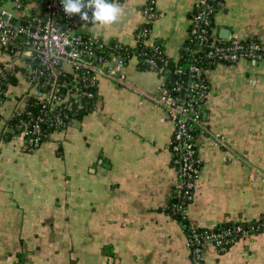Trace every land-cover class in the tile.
<instances>
[{
    "label": "crops",
    "instance_id": "1",
    "mask_svg": "<svg viewBox=\"0 0 264 264\" xmlns=\"http://www.w3.org/2000/svg\"><path fill=\"white\" fill-rule=\"evenodd\" d=\"M32 1L0 0V14L28 17L38 12ZM111 2L123 8L119 21L84 31L133 47L146 0ZM154 2L150 40L176 59L195 0ZM214 23L218 38L264 42V0H225ZM9 61L0 46V62ZM138 61L128 60L123 82L100 78L94 107L32 152L22 135L6 134L31 85L18 73L9 86L0 107V264H264V230L227 250L208 243L192 251L190 230L170 211L178 183L174 124L147 97L165 79ZM207 79L206 128L196 138L201 168L187 216L214 230L264 216V62L217 63Z\"/></svg>",
    "mask_w": 264,
    "mask_h": 264
},
{
    "label": "built area",
    "instance_id": "2",
    "mask_svg": "<svg viewBox=\"0 0 264 264\" xmlns=\"http://www.w3.org/2000/svg\"><path fill=\"white\" fill-rule=\"evenodd\" d=\"M151 1L142 10L145 23L136 33L135 46L140 41L147 46L154 44L150 35L159 14L153 6L154 0ZM16 2L21 5V0ZM38 2L40 10L29 17L26 24L14 22V16L7 11L0 14V46L9 55L10 63L22 60L26 67L22 74L32 88L31 92L20 98L12 115L26 111L31 98H35L39 106L37 114L28 111L26 117L15 126L18 132L13 137L22 135L29 147H40L44 143L43 137L47 134L44 127L65 126L73 121L74 115L83 107L84 102L94 103L98 96L100 78L108 77L123 82L124 68L129 56H136L144 61L149 66V71L165 79L169 59L159 54L158 46L153 47L152 54L121 53L118 50L119 45H112L104 38L84 31V28L93 23L82 22L78 16L69 18L63 12L61 0ZM223 5V0H195L189 35L191 44L195 42L200 51L202 46H209L204 56L212 62L236 63L242 59L254 63L264 62V42L236 36L218 38L214 34L212 19ZM21 38L23 39L20 40ZM15 42H19L22 48L19 56L8 53L9 47ZM185 48L190 49V45ZM200 58L201 56L193 52L194 62L186 70L177 69L173 72L168 87L164 81L156 94L147 95L168 112L174 124L170 151L178 174V201L173 204V208L175 213H182L184 218H188V207L194 198L195 185L200 174L201 160L197 154L196 138L206 128L203 112L211 89ZM201 229L198 231L194 227L189 235V244L197 255L208 243H213L218 248L233 234H247L241 225L220 231Z\"/></svg>",
    "mask_w": 264,
    "mask_h": 264
},
{
    "label": "trees",
    "instance_id": "3",
    "mask_svg": "<svg viewBox=\"0 0 264 264\" xmlns=\"http://www.w3.org/2000/svg\"><path fill=\"white\" fill-rule=\"evenodd\" d=\"M110 2H111V0H110ZM151 2H152L151 0H146L145 4L143 6V9L148 4H151ZM223 2L225 3V0H223ZM20 3H21L20 7L24 6L25 0H21ZM153 6H155V5H153ZM155 9H156V7H155ZM34 14H32L28 17L27 16H25V17L24 16L23 17H14L12 20L14 22L26 24V22H28L27 21L28 18L33 16ZM158 14H159V12H158ZM214 18H215V16L212 19L213 20L212 26L215 28ZM191 30H192V25H190L189 33H191ZM214 36L212 37L213 39H214ZM22 39L23 38H21L20 40H22ZM247 40H249V39H247ZM110 43L112 45H117V46L119 45L118 50H120L121 53H127L128 55L132 54V53H142V52H148L149 54H152L153 53V47L158 46L159 47V54H161V56H163V57H168V59H169V64H168L166 71H165V74H164L165 75V86H167V87L171 84V81H172L171 75L173 74V72H175L177 69L186 70L189 67V65L194 62L192 59V53L193 52L196 53L198 56H201L199 61L204 63L203 64L205 67L204 72L206 73V76H207V70L208 69H210L213 65H215L217 63H222V62H217V61L212 62L211 60H209L208 57L204 56L206 51L209 50V46H204V47L202 46L201 51H200V48L198 47V45L195 42H193L191 44V42L189 41V37L182 44V46H184V47L181 46L179 56L176 59L168 56L166 54L164 48L158 42H154L153 46H147L143 43V41H140L139 45H137V46L134 45L133 47H130L128 45H124V44L116 42V41H112ZM187 45H190V49L185 48ZM21 49L22 48L20 46V43L15 42L14 44H12L9 47L8 53L11 55H14V56H19L21 54ZM125 57H127V56H125ZM129 57L127 58V62L132 56L130 58ZM34 64L38 65L37 62H35ZM25 68L26 67L24 66L22 60H21V62H15V63L0 62V107L3 104L1 102H5L8 99L7 91H8L9 86L13 85V84H17V82H18V76L17 75H18V73H24ZM138 68L140 70H148L149 66H147L144 63V61L139 60L138 61ZM93 107H94V105H93L92 101L84 102L83 107L80 108L76 112V114L73 117V120L80 118L86 112L90 111ZM30 110L34 114L38 113L39 106L37 105V100L35 98H31L29 100V104L26 108V111L21 112L17 115H14V116L12 115L10 117V119L8 120V124H7L8 130H7L6 134L10 138L13 137L14 133L18 132V130L15 129L16 124L19 123L21 119L25 118L26 113ZM68 124L69 123H67L65 126H62L60 128L44 127V129H46L47 134H46V136L43 137V142H45L49 139L52 132H54L56 130H63ZM26 146H27V150L31 151V152L35 151L36 149L39 148V147H36V148L29 147L28 145H26ZM176 201H178V200H177V197L175 196L173 204H175ZM173 204L170 207L171 213L184 224L185 228L190 230V232H189V235H190L192 232L191 229L194 228V227H192L193 225L189 223L188 218H184L182 213H175L174 212ZM238 225L243 226V228L247 231V234L245 236L240 235V234H233L232 236H230L229 240L226 243H224L223 245L218 247L219 250H227L236 240H238L240 238L248 237V236H251V235H254V234H257V233L263 231L264 230V216L259 218L258 220H255V221L235 222V223L225 224V225L221 226L220 228H217L214 230L220 231V230L227 229V228H234ZM252 226H254L255 228L251 229ZM197 230L201 231L202 229L197 228ZM210 230H212V229H210ZM203 248L204 247H202V250H203Z\"/></svg>",
    "mask_w": 264,
    "mask_h": 264
},
{
    "label": "clouds",
    "instance_id": "4",
    "mask_svg": "<svg viewBox=\"0 0 264 264\" xmlns=\"http://www.w3.org/2000/svg\"><path fill=\"white\" fill-rule=\"evenodd\" d=\"M61 4L69 18L78 16L82 22L105 27L116 24L123 15V8L109 0H61Z\"/></svg>",
    "mask_w": 264,
    "mask_h": 264
},
{
    "label": "rangeland",
    "instance_id": "5",
    "mask_svg": "<svg viewBox=\"0 0 264 264\" xmlns=\"http://www.w3.org/2000/svg\"><path fill=\"white\" fill-rule=\"evenodd\" d=\"M32 2L36 4L35 9H36L37 11H39V10H40V4H39L38 0H33Z\"/></svg>",
    "mask_w": 264,
    "mask_h": 264
},
{
    "label": "water",
    "instance_id": "6",
    "mask_svg": "<svg viewBox=\"0 0 264 264\" xmlns=\"http://www.w3.org/2000/svg\"><path fill=\"white\" fill-rule=\"evenodd\" d=\"M4 18H5V19H7V17H6V16H5ZM224 37H227V36L225 35Z\"/></svg>",
    "mask_w": 264,
    "mask_h": 264
}]
</instances>
